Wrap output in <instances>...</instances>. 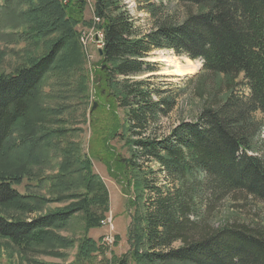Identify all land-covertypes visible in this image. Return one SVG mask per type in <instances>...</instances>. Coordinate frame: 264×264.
Masks as SVG:
<instances>
[{
  "label": "trees",
  "instance_id": "16d2710c",
  "mask_svg": "<svg viewBox=\"0 0 264 264\" xmlns=\"http://www.w3.org/2000/svg\"><path fill=\"white\" fill-rule=\"evenodd\" d=\"M92 1L93 17L100 23L94 18L85 23L89 0H0V18L9 13L17 31L9 39L34 50L44 48L15 75H0V169L20 165L14 172H0V239L22 251L38 249L54 257H65L62 250L77 246L71 264H264L263 224L238 219L218 223L226 202L251 198L264 205V0H174L184 21L163 2L144 0L142 9L152 24L145 34L122 0ZM80 25L104 35L103 55L92 76ZM165 49L200 60L203 66L194 81L202 86L215 82L216 91L208 94L196 120L159 135L162 119L176 101L140 77L156 71L145 60L149 54ZM77 72H83L78 93L54 88L51 96L60 105L50 106L41 86L51 75L61 82ZM240 77L248 96L236 91ZM69 80L62 86L69 88ZM94 94V105L103 109L104 103L110 119L104 128L105 166L111 176L124 177L127 187L131 183L135 188L131 249L110 260L88 235L78 243L59 234L79 212L88 233L102 218L94 210L108 209V191L94 172L93 155L73 143L63 148L62 140L71 130L60 116L74 112L67 103L79 97L81 107ZM99 121L92 117L93 127ZM117 138L132 149L131 159L117 152L112 144ZM53 149L61 163L49 177L56 196L50 200L31 193L35 178L25 171L28 164H44ZM149 162L160 167L162 183L150 181L141 168ZM25 178L30 183L23 195L13 185ZM38 178L43 186L47 178ZM51 202L68 204L27 219ZM7 211L26 219H10Z\"/></svg>",
  "mask_w": 264,
  "mask_h": 264
},
{
  "label": "rangeland",
  "instance_id": "374dc122",
  "mask_svg": "<svg viewBox=\"0 0 264 264\" xmlns=\"http://www.w3.org/2000/svg\"><path fill=\"white\" fill-rule=\"evenodd\" d=\"M89 1L91 2V5L89 4L84 15L85 23H88L91 20L93 21L94 18V3L92 0ZM144 2V0H122V6L130 12L132 21L143 34L149 32L152 28L149 14L142 9L145 5ZM151 2L157 4L163 2L172 12L174 11L176 13L179 11V14L183 16L182 21L185 20V13L182 7L177 5L174 0H151ZM11 24L9 13L6 14L5 18H0V75L5 76L15 75L18 72V69L22 68L24 64H27V62L33 59L34 56L40 55L44 52V48L41 47L38 50H34L23 42L13 43L9 38L17 31L13 30ZM14 27H17V25L14 24ZM78 31L80 33V42L87 58V68L92 76L100 61L101 55L99 51L103 47L104 35L102 31L96 30L94 27H88V25L78 26ZM84 32L86 35H84ZM163 58L168 60L166 64L161 63V59ZM186 58L188 57L184 55L178 56L173 51L165 49L156 50L149 54L145 59L147 62L152 63L155 66L156 71L142 75L140 79L150 80L149 82H151L154 89L166 91L167 95H173L176 101V105L170 115L162 119L160 129H158L159 135H167L174 127L183 121L196 120L205 107L204 102L208 98V94L212 93V91L213 93L216 91L215 82L210 81L205 85L204 78L206 77H202L204 86L200 85L197 81H194V79L201 73L202 62L200 60H191L189 58L191 61L200 64V68L193 75L181 76L168 72V70H173L172 64L174 60L185 65ZM82 73L77 72L70 77V80L62 79L61 82L56 81V77L51 75L50 79L48 78L45 84L41 86L44 100L49 98L47 102L52 107L60 105V103H57L56 99L51 96L54 88V92L59 90L65 94H77L79 90L78 84L83 75ZM66 80H69L71 83L69 88L62 86ZM237 82L241 83V86L236 90L237 93L242 96H248L249 90L246 83H243V77H240ZM92 94L93 93L91 92V96ZM94 96L95 94L93 95V99L88 97L87 104L81 107L79 97L72 98L67 103L74 107V112L71 111L65 116H60V118H64L67 121L66 127L71 130L62 140L64 142L63 148L68 144L73 143L76 145V148L83 153L93 155L94 172L101 180H103L108 191V209L104 210L102 208L94 210V212L100 214L102 218H100L99 227L91 229L88 233L86 231L84 213L79 212L74 216L67 228L61 230L59 234L66 239H72L78 243L81 238L88 235V237L96 241L99 248L105 251V257L107 260H110L112 257L121 258L122 256L127 255L131 249L128 239L129 230L133 224V215L136 210V207L134 206L135 188L131 183H128L127 187V182L124 177H117L115 174L114 176H111L105 166L102 157L107 158L108 152L104 143L107 139V130L104 128L110 123V119L107 113L103 112L104 103H102L103 109L100 108L101 106L98 103L94 105V101H96ZM156 98L157 97H155V99ZM45 105H47L46 102ZM92 117L100 120L99 125H95L96 128L92 125ZM83 120H85V122H83ZM72 128L75 129V131H72ZM119 140L120 139L117 138L114 143L112 142L117 148V152L124 160L131 159L132 149L129 147L126 148L125 143L120 142ZM54 150L55 149H53V152H47V154H45L44 164L43 162L36 166H34V164H28L25 171L35 178L30 184V187L35 186L31 193L45 196L46 199L48 198L50 200H54L56 196L53 197L51 194L53 184L49 180V177L58 173L61 163V156L59 155L57 157ZM17 168H20L19 164L12 165L5 169L1 168L0 172H14ZM141 168L148 172L149 179H151L150 181L153 182L155 181L154 178H157L156 182L162 183L163 175L159 172L160 167L156 163L149 162L144 165L141 164ZM115 172L116 174L118 173L116 170ZM40 176L47 178L43 186L38 178ZM29 183L30 182L27 178H25L20 185L14 184L13 188L20 194L24 195L27 193L25 187L27 188ZM67 204L68 202H51L45 204L42 209L28 215L27 219L30 218L31 220L36 216L60 210ZM6 215L10 219H26L25 215L14 213L12 211H7ZM235 219L264 225V205L251 198L250 200L241 201L240 203L237 201L226 202L218 216V223L225 225ZM104 220H109L112 226H104ZM78 243H76V245H78ZM61 252L66 256L54 257L47 253H43L38 249L22 251L12 242L0 239V260L3 264H71L76 258L77 246L69 250H62ZM98 257L99 260H102V257L104 256Z\"/></svg>",
  "mask_w": 264,
  "mask_h": 264
},
{
  "label": "bare ground",
  "instance_id": "6f19581e",
  "mask_svg": "<svg viewBox=\"0 0 264 264\" xmlns=\"http://www.w3.org/2000/svg\"><path fill=\"white\" fill-rule=\"evenodd\" d=\"M186 64L182 65L180 64V62L174 60L173 61V70H168L169 73L171 74H177V75H181V76H190L193 75L194 73H196V71H198V69L200 68V64L196 63L194 61H191L189 58H186ZM168 62L167 59H161V63L162 64H166Z\"/></svg>",
  "mask_w": 264,
  "mask_h": 264
},
{
  "label": "built area",
  "instance_id": "2783aa9c",
  "mask_svg": "<svg viewBox=\"0 0 264 264\" xmlns=\"http://www.w3.org/2000/svg\"><path fill=\"white\" fill-rule=\"evenodd\" d=\"M90 2V1H89ZM96 21H99V19H95ZM84 35H86L85 34V32H84ZM85 38V37H84ZM103 225L104 226H106V227H111L112 225H111V222L109 221V220H104L103 221ZM108 238H110V237H108Z\"/></svg>",
  "mask_w": 264,
  "mask_h": 264
},
{
  "label": "water",
  "instance_id": "95a60500",
  "mask_svg": "<svg viewBox=\"0 0 264 264\" xmlns=\"http://www.w3.org/2000/svg\"><path fill=\"white\" fill-rule=\"evenodd\" d=\"M99 53H100V55H103V51L102 50H100Z\"/></svg>",
  "mask_w": 264,
  "mask_h": 264
}]
</instances>
